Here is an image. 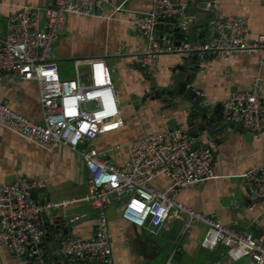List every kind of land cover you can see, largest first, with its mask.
Instances as JSON below:
<instances>
[{
	"label": "built area",
	"instance_id": "1",
	"mask_svg": "<svg viewBox=\"0 0 264 264\" xmlns=\"http://www.w3.org/2000/svg\"><path fill=\"white\" fill-rule=\"evenodd\" d=\"M109 4L110 0H54L38 8L21 3L7 16L5 34L0 36V78L14 75L35 82L42 122L29 120L0 103V133L5 128L49 152L61 146L75 152L87 171V193L80 200L38 201L33 195L47 188L45 178L19 176L11 183L0 182V246L42 264L38 255L47 232L45 217L53 209L84 201L97 212L93 236L54 235L57 248L53 263L113 264L106 210L111 203L124 199L120 216L133 226L157 234L171 217L183 219L186 227H205L202 248L221 245L232 260L248 257L253 264H264V236L222 224L175 197L179 189L214 178L212 137L198 140L189 131L173 128L105 148L91 144L97 136L114 132L124 123L110 71L104 61L95 59L88 62V83L62 80L51 51L68 15L104 18ZM189 4L190 0H154L146 12L131 21L145 42L139 58L145 75L155 74L158 58L171 54L190 53L197 67L209 58L241 53L254 54L264 63V33L250 39L245 16L216 15L206 28V36L199 34L178 46L169 40L159 42L154 35L156 27L181 17ZM260 87L261 79L256 77L249 88L230 91L218 102L220 122L253 135L264 134V92ZM192 90L197 97L202 96ZM88 103H92L89 108ZM121 149L127 157L118 165L111 156ZM242 177L251 200L264 206V148L262 163ZM159 178L166 179L161 187L153 184ZM78 220L75 215L69 221ZM164 264H173L172 255Z\"/></svg>",
	"mask_w": 264,
	"mask_h": 264
},
{
	"label": "crops",
	"instance_id": "2",
	"mask_svg": "<svg viewBox=\"0 0 264 264\" xmlns=\"http://www.w3.org/2000/svg\"><path fill=\"white\" fill-rule=\"evenodd\" d=\"M53 1L0 0V36L5 34L7 16L15 6L28 3L40 8ZM153 1L110 0L104 18L68 15L51 51L58 75L62 80L78 79L88 83L89 61L100 59L108 67L124 123L114 132L97 136L91 142L96 148L125 144L145 134L173 128L189 131L198 140L212 137L214 178L177 190L176 199L222 224L264 236L263 203L251 200L242 177L262 163L264 134L253 135L239 128H223L210 133L193 118L192 109L185 108L186 102L169 104L157 99L155 94V98H151L152 82L148 77L153 78L156 90L168 88L174 83L175 67L183 64L179 54H171L158 58L157 71L151 76L145 75L140 67L139 58L145 42L131 26V21L146 12ZM214 9L217 16H245L249 21L250 39L264 33V0H215ZM206 28L208 26L201 31L195 29L193 39L199 34L206 36ZM256 77H260V89L264 92V63L254 54H228L209 58L195 71H189L187 87L202 94L197 100L207 105L208 114H212L230 91L249 88ZM0 103L29 120L42 122L38 89L33 81L20 80L14 75L1 77ZM126 155L125 149H121L111 156V161L121 165ZM19 176H41L47 180V188L33 195L38 201L80 200L87 193V171L79 155L63 146L49 152L3 128L0 133V182L11 183ZM165 183V178H159L153 184L161 187ZM123 203L124 199L115 201L106 210L113 264H164L170 255L173 264H253L248 257L232 260L221 245L202 248L205 227L199 224L186 227L185 220L171 217L157 234L133 226L120 216ZM75 215L79 220L68 233L91 238L97 212L84 201L53 209L44 219L45 227H50L59 216L67 220L68 226ZM54 242V238L44 240L38 255L42 264H54L57 248ZM0 264L39 262L26 260L0 246Z\"/></svg>",
	"mask_w": 264,
	"mask_h": 264
},
{
	"label": "water",
	"instance_id": "3",
	"mask_svg": "<svg viewBox=\"0 0 264 264\" xmlns=\"http://www.w3.org/2000/svg\"><path fill=\"white\" fill-rule=\"evenodd\" d=\"M213 4L215 0H194L191 2L181 17H173L167 20V23L159 24L154 32L155 38L162 42L163 40H169L173 46H178L181 42L187 40H193V31L197 29L201 31L204 26H208L216 17V11ZM208 5V6H207ZM193 21V23L191 22ZM181 62L183 64L175 67V79L174 83L162 90H156L154 80L152 77H148L151 83V98L161 99L163 102L168 101L169 104H180V101L187 103V109H192V116L200 124V127L207 132L214 133L219 129L232 128L237 130V126L231 125L227 122H220L219 106H216L212 114H208V106L200 103L197 100V94L191 88L187 87V77L189 71H195L197 69V61L194 55L190 53L179 54ZM199 92L198 90H196ZM162 97V98H161ZM92 103L86 105L87 108L91 107ZM84 143L81 144V146ZM67 220L63 217H57L53 224L47 228L45 239L53 238L54 235L63 233L66 234L70 231L72 226L77 222H70L67 226ZM56 245V242H54ZM41 251V249H40ZM54 257V261H55Z\"/></svg>",
	"mask_w": 264,
	"mask_h": 264
}]
</instances>
